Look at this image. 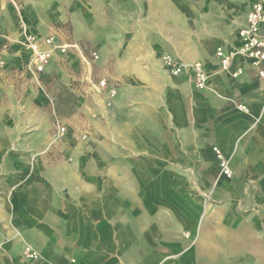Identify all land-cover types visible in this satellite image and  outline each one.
<instances>
[{"label": "crops", "instance_id": "1", "mask_svg": "<svg viewBox=\"0 0 264 264\" xmlns=\"http://www.w3.org/2000/svg\"><path fill=\"white\" fill-rule=\"evenodd\" d=\"M19 1L41 48L48 36L67 47L39 78L61 79L79 123L68 119L55 153L43 96L27 88L7 107L0 84V264H264V81L243 57L233 77L215 55L240 45L251 4L264 0L210 28L190 24L198 0L190 12L183 0H112L111 15L108 0ZM211 8L210 19L229 13ZM5 38L17 50L3 53L6 70L22 76L29 51ZM164 55L200 61L208 87L191 69L172 75ZM103 78L110 105L93 89Z\"/></svg>", "mask_w": 264, "mask_h": 264}, {"label": "rangeland", "instance_id": "2", "mask_svg": "<svg viewBox=\"0 0 264 264\" xmlns=\"http://www.w3.org/2000/svg\"><path fill=\"white\" fill-rule=\"evenodd\" d=\"M14 1L18 5L20 12L17 11L16 7L14 6V4L12 3L11 0H0V41L2 40L0 42V61H2V62L4 61L2 56H3V53H5V51L8 53L17 51V50H14L11 48L12 47L11 44L13 42L8 41L5 38L6 35H10V36L13 35L14 37L17 36V38L20 37L21 38L19 40L21 43L20 45H22L25 49H27L22 44L23 37H22V31H21V27H20L21 19H24L23 13H22V4L19 0H14ZM108 1L109 2H106L107 5L109 6V8L107 9L108 10L107 13L111 15L112 0H108ZM253 1L254 0H248V2H253ZM192 2H193V0H183L185 12L191 11ZM102 3L105 4V2H103V0H101L99 2H95L93 4L96 6V4H102ZM145 3H147V2H145ZM243 3H244V0H198L199 15L198 16L196 15L192 21L190 20V24L193 27H197L199 25L200 28H203V27L210 28L211 23L214 22L215 20H220V22L222 21V23H226V24L236 22L239 18L235 17L234 14H235L236 10H238V11L240 10ZM62 4L65 7L67 6L66 1ZM194 4L197 5V1ZM213 5L218 7V8H221V9L224 8L229 13L224 15V14H221L222 13V11H221L218 19H214V18L210 19L208 17V15L210 13V10H213L211 8V6H213ZM219 6H221V7H219ZM96 16H97V11L94 10L92 13V17L94 19L92 18V20H96L97 19ZM24 21H25V19H24ZM26 25H27V29L29 30L27 22H26ZM54 41H55V39H54ZM233 49H235V48H233ZM27 50H24L22 48L23 52H26ZM30 57H31V52L29 51V54L27 55V58L25 61L28 62ZM195 62H200V61H195ZM193 63L194 62L184 63L186 65L185 69H191V71H192V64ZM6 69L7 68L5 66V63L4 62L2 64L0 63V72L2 73L1 76H3L7 80L6 82L0 83L3 87V93L5 94L4 95L5 96V105L7 107L18 106L19 94H21L24 89L28 88L35 93H40L43 96L44 101L43 102H37L35 104H37L38 106L43 108L42 110L46 113L45 116H46L47 120L52 125V128H51V135H52L51 147L54 149L55 153H60L61 149L63 147L61 143L63 142V138L67 134V125L70 123L68 119H70L71 117L72 118L75 117L74 119H71V122H73L74 124L79 123L78 119L76 118V117H78V115H73V114L69 113V109H68V105H67V101H68L67 100V89H65L66 88L65 85H63L61 79H58L56 77L55 80L52 79L51 82H48V83L47 82L46 83L41 82L42 87L37 86L34 82H31L29 76L27 75L29 73L30 77L32 78L31 72L29 70H27V68H26V64L23 65V67L21 69L19 68V70H18L19 73H22V76L15 77L14 76L15 72H10V71H7ZM55 76H56V74H55ZM103 79H101V80H103ZM208 79H209V74H208ZM104 80L106 81V87L100 88V87H98V84H97V85L93 86V89L96 92H101L103 90H106L107 91L106 105H110L111 104V98L115 94L113 96L110 95L109 90L111 88H108L107 79H104ZM12 94L15 95L16 100H15V98L13 99L11 97ZM49 97H51V99H52V102H53L52 105L49 103ZM96 116L97 115H95V114L92 115V117H96ZM8 117H9V115H8ZM55 118H58L60 120L61 124L64 127L63 131H58L56 129L55 124H54ZM85 137H86V134L83 133L81 135V138L84 139Z\"/></svg>", "mask_w": 264, "mask_h": 264}, {"label": "built area", "instance_id": "3", "mask_svg": "<svg viewBox=\"0 0 264 264\" xmlns=\"http://www.w3.org/2000/svg\"><path fill=\"white\" fill-rule=\"evenodd\" d=\"M17 11L19 7L14 0H11ZM22 44L31 52V57L26 63V68L32 74L34 82L37 86L42 87L39 75L45 71L52 54L55 51L60 53L65 52L66 45H61L54 41L52 36L44 38V43L47 48H41L37 37L29 32L26 22L21 19ZM238 37L240 45L233 50L224 51L222 47H217L215 51L216 57L219 59L221 69L227 71L233 77H237L242 73V68L237 67L231 70L232 61L236 56H241L250 62V65L256 70L257 76L261 81H264V5L260 1H255L251 4L247 14L245 24L238 29ZM93 59L98 58L96 51L91 52ZM163 62L165 67L172 75H179L186 67L183 62H180L168 55H164ZM2 64L3 62L0 61ZM192 79L198 89H205L208 87V74L204 70L200 62L192 64ZM98 87H106V81L100 80ZM111 96L115 94V89L109 90ZM49 103L52 105V99L49 97ZM242 110H247L246 106L238 105ZM55 127L58 131H63L64 127L58 118L54 119ZM214 152L218 159L220 171L226 176H231V169L229 167L228 159L224 157L222 152L214 147ZM25 254L29 258H35L36 254L29 246L25 248Z\"/></svg>", "mask_w": 264, "mask_h": 264}]
</instances>
